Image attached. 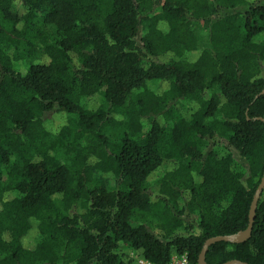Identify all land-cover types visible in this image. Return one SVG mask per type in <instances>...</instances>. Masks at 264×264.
Masks as SVG:
<instances>
[{
	"label": "trees",
	"instance_id": "trees-1",
	"mask_svg": "<svg viewBox=\"0 0 264 264\" xmlns=\"http://www.w3.org/2000/svg\"><path fill=\"white\" fill-rule=\"evenodd\" d=\"M263 90L264 0H0V264H199L249 225Z\"/></svg>",
	"mask_w": 264,
	"mask_h": 264
},
{
	"label": "water",
	"instance_id": "water-1",
	"mask_svg": "<svg viewBox=\"0 0 264 264\" xmlns=\"http://www.w3.org/2000/svg\"><path fill=\"white\" fill-rule=\"evenodd\" d=\"M261 94H264V90L261 92ZM263 191H264V174H263L261 183L259 184L255 192L254 198H253V202H252L250 214H249L250 222H249L248 227L245 230L240 231L239 233L234 234V235L215 236V237H211L207 239L206 242L204 243L203 249L199 256V262H198L199 264H207L206 253L212 244L218 241H227V242H234V243L242 242V241L247 240L251 236L252 229H253V222L255 219V211L257 208L258 201ZM223 264H249V263L241 261V260H230Z\"/></svg>",
	"mask_w": 264,
	"mask_h": 264
},
{
	"label": "rangeland",
	"instance_id": "rangeland-1",
	"mask_svg": "<svg viewBox=\"0 0 264 264\" xmlns=\"http://www.w3.org/2000/svg\"><path fill=\"white\" fill-rule=\"evenodd\" d=\"M197 27H198L197 29L199 30V35L201 37V41H202V43H204V41H205L204 38H206L207 31H206V29L200 27V25L197 26ZM156 85H157L156 82H150L149 83V87H155ZM184 104H185V106L187 105L186 102H184ZM46 119H47V121L52 122V123H53V121L56 122L58 120V121L62 122V120H63V118H61L59 116L54 117L52 114H47L46 115ZM147 128H148V124H146V128L145 129H147ZM164 169H165V166L161 167V169H159L156 172H154L148 179L149 183L152 184L155 181H157L158 178L163 174ZM124 253L128 254L129 257H133L131 252H128V251L125 250ZM132 264H139V263L137 262V260H134Z\"/></svg>",
	"mask_w": 264,
	"mask_h": 264
},
{
	"label": "built area",
	"instance_id": "built-area-1",
	"mask_svg": "<svg viewBox=\"0 0 264 264\" xmlns=\"http://www.w3.org/2000/svg\"><path fill=\"white\" fill-rule=\"evenodd\" d=\"M139 264H155L144 258H139L137 260ZM169 264H192L187 254H183L182 256H174Z\"/></svg>",
	"mask_w": 264,
	"mask_h": 264
}]
</instances>
